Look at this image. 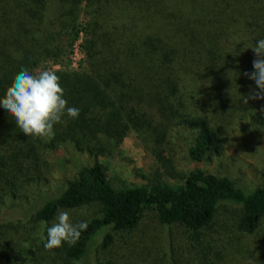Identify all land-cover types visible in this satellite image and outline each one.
Listing matches in <instances>:
<instances>
[{
  "label": "trees",
  "instance_id": "16d2710c",
  "mask_svg": "<svg viewBox=\"0 0 264 264\" xmlns=\"http://www.w3.org/2000/svg\"><path fill=\"white\" fill-rule=\"evenodd\" d=\"M260 39L264 0H0V98L23 69L52 68L69 106L80 109L46 141L20 131L0 106V206L40 179L47 153L68 144L96 159L132 130L178 182L113 186L95 159L77 165L31 211L33 222L46 223L62 209L98 207L79 240L57 249L55 264L79 261L96 234L106 248L111 232L133 229L146 209L193 236L228 204L238 209L236 229L252 232L264 216V170L261 185L246 188L197 166L168 168L178 146L202 162L220 154L223 137L240 125L264 128V100L242 101L256 87L243 73L254 71L250 47ZM76 40L81 64L70 68ZM7 223H0V259L14 234Z\"/></svg>",
  "mask_w": 264,
  "mask_h": 264
},
{
  "label": "rangeland",
  "instance_id": "374dc122",
  "mask_svg": "<svg viewBox=\"0 0 264 264\" xmlns=\"http://www.w3.org/2000/svg\"><path fill=\"white\" fill-rule=\"evenodd\" d=\"M78 43L79 40L74 42L68 54L70 68L81 64ZM43 67L46 68V64ZM247 124L228 132L223 137L221 153L206 161L194 163L181 147H176L178 151L171 157L168 170L180 173L197 166L206 172L227 175L242 187L261 185L264 128L253 129L250 123ZM45 158L47 168L40 179L17 191L18 196L5 199L0 206V223L8 222L14 228L11 244L7 242L1 248L5 255L0 264H55L61 261L57 257L60 254L58 248L47 250L44 247L46 227L56 222L59 211L46 223L33 222L31 211L48 194L64 186L77 165L91 164L95 157L65 144L47 153ZM95 160L103 165L113 186L138 184L155 177L178 182L156 162L132 130L119 144L110 146ZM60 211H68L72 222L77 223L96 215L98 207L85 205ZM237 214L236 207L223 204L214 212L211 223L192 236L189 229L178 223H159L153 212L146 209L133 229L111 232L112 240L106 248L98 247L101 235L96 234L85 256L71 264H257L264 257V216L252 232L241 233L235 226Z\"/></svg>",
  "mask_w": 264,
  "mask_h": 264
},
{
  "label": "clouds",
  "instance_id": "9594fccd",
  "mask_svg": "<svg viewBox=\"0 0 264 264\" xmlns=\"http://www.w3.org/2000/svg\"><path fill=\"white\" fill-rule=\"evenodd\" d=\"M252 48L256 58L252 72L243 75L255 82L256 87L247 95H242L243 104L250 100H264V39ZM2 106L15 120L17 127L27 136L46 141L55 137L54 126L63 123V117H79L80 109L69 106L65 90L60 84L57 70L48 68L30 72L23 69L14 78L6 95L0 98ZM88 228L87 221L73 223L68 211H59L56 222L46 227L45 249L59 248L63 243L75 244L81 232Z\"/></svg>",
  "mask_w": 264,
  "mask_h": 264
}]
</instances>
